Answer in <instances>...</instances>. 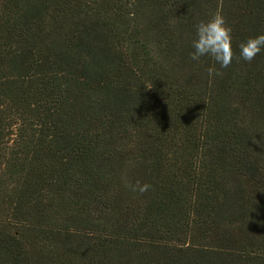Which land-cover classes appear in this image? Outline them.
<instances>
[{"label":"trees","instance_id":"1","mask_svg":"<svg viewBox=\"0 0 264 264\" xmlns=\"http://www.w3.org/2000/svg\"><path fill=\"white\" fill-rule=\"evenodd\" d=\"M217 12L227 68L190 57ZM260 33L264 0H0V264H264Z\"/></svg>","mask_w":264,"mask_h":264},{"label":"clouds","instance_id":"2","mask_svg":"<svg viewBox=\"0 0 264 264\" xmlns=\"http://www.w3.org/2000/svg\"><path fill=\"white\" fill-rule=\"evenodd\" d=\"M232 27L220 12L214 13L206 20H201L196 24V36L192 41L193 52L190 57L194 61H199L203 56L211 57L221 68H227L233 60L232 48ZM239 56L247 62H251L264 49V33L249 37L239 45ZM217 75L221 73L217 72ZM147 86L146 88H151ZM133 192L144 194L151 189L148 183L127 185Z\"/></svg>","mask_w":264,"mask_h":264}]
</instances>
